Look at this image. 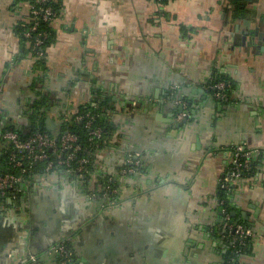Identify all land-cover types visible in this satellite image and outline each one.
<instances>
[{
    "label": "crops",
    "instance_id": "obj_1",
    "mask_svg": "<svg viewBox=\"0 0 264 264\" xmlns=\"http://www.w3.org/2000/svg\"><path fill=\"white\" fill-rule=\"evenodd\" d=\"M61 1L41 68L16 30L30 0H0L2 115L27 125L39 90L56 126L110 99L116 132L93 174L115 190L94 198L63 170L26 182L0 203V264H59V245L67 264H225L220 178L238 144L255 150L228 196L252 230L239 260L264 264V0ZM216 73L231 101L209 91ZM131 153L138 174L123 171Z\"/></svg>",
    "mask_w": 264,
    "mask_h": 264
},
{
    "label": "built area",
    "instance_id": "obj_2",
    "mask_svg": "<svg viewBox=\"0 0 264 264\" xmlns=\"http://www.w3.org/2000/svg\"><path fill=\"white\" fill-rule=\"evenodd\" d=\"M158 1V0H157ZM39 5L30 8L31 25L25 30L24 34L27 37H32V33L36 32V37L33 42L34 46L43 44V41L48 35L45 30H38V21H47L52 23L57 15L53 12V8L48 4L50 0H38ZM39 58L45 57L44 52L40 49L35 51ZM225 83L218 81L211 84V88H215L214 96L221 101L228 100V93L224 89ZM183 109L177 113L176 119H186L189 116V111L183 106ZM2 109L0 107V115ZM82 114H77L76 118L81 119ZM91 118L86 120V126L91 125ZM90 139L100 135L99 127H92L90 130ZM2 137L6 139L10 145L9 163L11 168L0 172V199L6 198L10 193H17L22 190L23 174L31 168L35 163L44 165V174L35 173L34 178L42 177L47 173L63 170L69 175L86 181L87 174H91L89 162L91 161V151L88 147L82 146L79 136L74 132L65 131L61 135L53 136L46 131L34 130L26 136L19 135L15 130H6ZM255 150L249 149L244 145L238 144L232 147V155L226 172L220 178V187L228 192L231 191L234 184L241 178L243 172L250 167L251 157ZM98 153H94V160H98ZM74 163V164H73ZM142 162L137 153L129 154L125 159L124 173L138 174ZM95 174V173H94ZM112 179L110 178V181ZM92 181V180H91ZM89 193L92 197L110 198L115 188L108 184L105 191L100 195L97 190L91 187ZM225 199L220 200L222 217L220 227L225 230L224 237L228 238L229 242L237 247L236 253L240 252V247L245 246L248 238L252 235L250 226L234 221L231 218V213L224 206ZM57 250L60 252L61 261L59 264L68 263V251L63 245H59ZM229 264H238L236 261H231Z\"/></svg>",
    "mask_w": 264,
    "mask_h": 264
},
{
    "label": "trees",
    "instance_id": "obj_3",
    "mask_svg": "<svg viewBox=\"0 0 264 264\" xmlns=\"http://www.w3.org/2000/svg\"><path fill=\"white\" fill-rule=\"evenodd\" d=\"M158 1L162 3V2H166L167 0H158ZM30 3L32 7L33 6L36 7L37 5H39L38 0H30ZM48 4L53 8V12L55 13V15H58L60 13L62 9L61 0H50ZM228 6H231L232 9H234L235 11L238 10V6L235 0H229ZM31 23L32 22L29 19L27 22H21L20 24H18L16 27L17 33L20 35V37L23 40L30 41L34 53L35 51L40 50V49L43 52H45L46 44H48L52 40L53 32H54L53 28L50 25V23H48L47 21H42V20L38 21V30H41V31L45 30L48 32V35L43 41V44L39 46H34L33 42L36 37V32L32 33V37H27L24 34L25 30L28 29ZM36 65L42 68L44 66V57L38 58ZM218 81H223L225 83L224 89L229 95L228 100H225L224 102L231 101L232 100V89H233L232 80L228 76L222 73H216L213 75L210 81L211 82L210 84H214ZM215 91H216L215 88H212L210 90L211 94L213 95ZM37 94H38V98L34 102L29 104L28 112L30 113V122L27 125L16 126L11 121H9L4 115L2 114L0 115V172H4L11 168V164L9 163V152L11 150V145L6 139L2 137L3 133L6 130L13 129L21 136H26L28 135L29 132L34 131V130L46 131L53 136H58L64 133L65 131H70V132H74L75 134H77L82 143V146L88 147L92 153L91 161L88 164L91 170V174L89 175L87 174L86 181L82 182L83 185L88 187V191H90L89 189L91 187L94 186L93 188L95 189L97 186L98 189L96 190L99 195L105 191V188L108 184L114 186L113 180L110 181L111 177H109L108 175H101V174L94 175L93 174V171L97 170V167H98L97 161L94 160L96 158V157L94 158V153L96 152L100 154L101 152L104 151V149L108 148L116 132V126L114 125L113 121L110 119V114L113 113L115 110L114 105L111 103L110 99H101L99 101H96L95 104L88 103V102L82 103L79 106H77L73 112L69 111L70 110L69 109L68 112L66 111L68 114L66 113L64 117L62 118V122L60 123V125L56 126L52 130H49L47 129L46 122H45V118H46L45 113L47 111V107H46L47 106L46 105L47 95L44 91L42 92L41 90H39ZM187 107L189 108V104L187 105ZM188 108L186 109L188 110ZM77 114H82L83 117L81 119H77L76 118ZM91 115H92L91 125L88 127L86 126V120L90 118ZM92 127H99L100 135L90 139V135H91L90 130ZM250 168H251V164H250L249 169L243 172L242 177L251 174ZM142 169L143 167L141 166L139 171H142ZM44 172H45L44 165L42 163L33 164L31 168L23 174V177H22L23 184L33 180L35 173L44 174ZM21 192L22 190L17 193L9 192V196L12 195L11 198L13 197L15 200L20 201L21 195H22ZM229 193L230 192L222 188L220 190V200L225 199L224 206L230 213L231 206L229 204V199H228ZM6 199L7 197L0 199V203L5 204ZM231 218L234 221L242 222L248 225L246 221L238 220L236 219V217L232 215H231ZM224 234H227V232ZM224 239L226 243V251L224 255L225 264H229L231 261H236L238 264H241L239 258L241 254L245 253L250 237L248 238L246 245L243 247L242 246L240 247L239 253H236L235 250L237 247L233 246L229 242L228 238L226 239V237H224Z\"/></svg>",
    "mask_w": 264,
    "mask_h": 264
},
{
    "label": "water",
    "instance_id": "obj_4",
    "mask_svg": "<svg viewBox=\"0 0 264 264\" xmlns=\"http://www.w3.org/2000/svg\"><path fill=\"white\" fill-rule=\"evenodd\" d=\"M212 88L210 87L209 88V91L211 90ZM183 109V107L182 106H179V108H178V110L179 111H181ZM45 122H46V127H47V129H49V130H52V129H54L55 127H56V124L53 122V119H51V118H46L45 119ZM184 123V122H183ZM224 233H225V230H224Z\"/></svg>",
    "mask_w": 264,
    "mask_h": 264
}]
</instances>
